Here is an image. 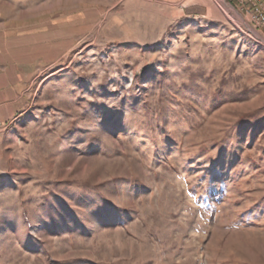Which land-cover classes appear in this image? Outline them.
<instances>
[{"label":"rangeland","instance_id":"obj_1","mask_svg":"<svg viewBox=\"0 0 264 264\" xmlns=\"http://www.w3.org/2000/svg\"><path fill=\"white\" fill-rule=\"evenodd\" d=\"M0 4L47 41L0 133V264H264V34L233 0Z\"/></svg>","mask_w":264,"mask_h":264},{"label":"crops","instance_id":"obj_2","mask_svg":"<svg viewBox=\"0 0 264 264\" xmlns=\"http://www.w3.org/2000/svg\"><path fill=\"white\" fill-rule=\"evenodd\" d=\"M10 21L0 7V133L16 124L28 109L29 87L47 55V41L31 39L29 29L23 28L26 21Z\"/></svg>","mask_w":264,"mask_h":264},{"label":"built area","instance_id":"obj_3","mask_svg":"<svg viewBox=\"0 0 264 264\" xmlns=\"http://www.w3.org/2000/svg\"><path fill=\"white\" fill-rule=\"evenodd\" d=\"M236 7L243 12L264 34V1L233 0Z\"/></svg>","mask_w":264,"mask_h":264},{"label":"bare ground","instance_id":"obj_4","mask_svg":"<svg viewBox=\"0 0 264 264\" xmlns=\"http://www.w3.org/2000/svg\"><path fill=\"white\" fill-rule=\"evenodd\" d=\"M264 1V0H263Z\"/></svg>","mask_w":264,"mask_h":264}]
</instances>
